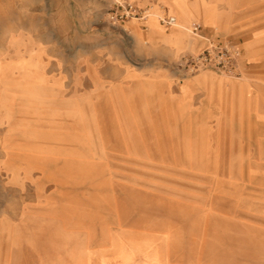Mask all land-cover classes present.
I'll return each mask as SVG.
<instances>
[{"label": "rangeland", "instance_id": "rangeland-1", "mask_svg": "<svg viewBox=\"0 0 264 264\" xmlns=\"http://www.w3.org/2000/svg\"><path fill=\"white\" fill-rule=\"evenodd\" d=\"M160 1L0 0V264H52L56 230L63 251L82 246L78 264L110 257L116 239L130 264H264V0H209L218 25L200 0L170 2L174 14ZM127 2L194 44L149 41L144 18L113 20ZM196 24L209 39L192 36ZM227 37L246 70H188L187 57ZM192 77L212 94L247 83L243 108L232 115L224 97L207 116L203 92L193 108L171 96ZM30 228L33 244L14 242Z\"/></svg>", "mask_w": 264, "mask_h": 264}, {"label": "crops", "instance_id": "crops-1", "mask_svg": "<svg viewBox=\"0 0 264 264\" xmlns=\"http://www.w3.org/2000/svg\"><path fill=\"white\" fill-rule=\"evenodd\" d=\"M134 1H139L140 3L146 2V0H134ZM172 1L176 2L177 0H161L159 4H162L166 7H168L169 12L174 14L172 6L170 4V2H172ZM189 5H190V7H188V9L184 12H185L186 16L189 17L190 21L188 23L190 24L194 21L196 16H195V11L192 8L191 4H189ZM199 5L202 9L203 18H204V22L206 25H218L220 22L224 23L226 21V20H224L223 15L220 14V12L217 10L216 4L214 3V1L210 2L209 0H200ZM135 6H137V5H135ZM177 6L180 7L178 3H177ZM235 8H237V7H235ZM230 14H231L230 17L233 16L234 20H237V22H242L241 19H243V17L241 16L242 14L240 12H235V13L231 12ZM159 18H160V16L156 11L149 12L148 15H146V17L144 18V22H145L144 24L148 28L147 29L148 32L146 33V37L149 41L154 40V39H159L162 42H164L166 45H168L172 48L180 47L183 43H186V40L189 43H191L192 45L194 44V42H193L194 38H188V37L186 38V30H184L182 32L181 31H173V30H171L170 32H167L164 29L163 25L161 26L159 24V21H160ZM202 30L199 33H192V36L198 40L209 39L210 37H207L205 34H203ZM218 39H220V38H218ZM221 39H224V38H221ZM225 39L230 40L239 49V51H240V64H241V67L244 70H246L247 67H249V63L244 62V49L240 46V43H241L240 40L235 41L229 37H227ZM206 46L204 48H206ZM213 77H214V79H216L215 82L217 83L218 82L217 76H213ZM228 82H229V80H228ZM237 82H238V85L235 86L234 90H231V87H229L227 85L226 88L224 89L223 93L222 92L219 93V89L216 88L214 93L212 94V93H208L209 80L194 79L193 77L187 78L184 80V82H182L179 85V90L177 92L178 94L175 96L174 95H171V96L174 98L176 97V98L180 99L182 102H185V99H188V103H190L189 108H193L194 106L191 107L192 106V104H191L192 100L195 99V96H197L198 94H201L203 92L204 99L200 100V106L198 107V109H199L198 112L201 114H206L207 116H208V114L221 113L222 109H224L226 107V104L224 106L221 100L224 99V97H227L228 104H229V106L227 108L229 109V111L231 112L232 115H235V113L239 111L238 109L243 108L242 107L243 103L240 102V100L242 99V96H245L248 93V87H247L248 84L245 82H239V81H237ZM226 91H228L229 93H226ZM243 91L244 92L247 91V93L245 95H243ZM168 93L172 94L173 91H171L169 89ZM215 99H217V100L214 101ZM23 236L27 242L33 244L32 228H30V230H28L27 234H25L24 232L21 233L20 231L18 232V229H16L14 242L20 241ZM53 238H54V242H56V244H58V242L60 243L61 252L58 254L57 257H55L51 260L52 264H66L67 263L65 261L66 256H70L73 259H75V262H73L72 264H78L77 262H81V263L83 262L84 263V259L86 258V255H85V253H83L81 251L82 246H80V244H75V246H73V248L70 251L69 250L63 251L62 250V249H64L63 246L65 247L66 243H67L66 238L59 236L57 233V230H56V232L54 231ZM112 245H114L111 248L112 255L110 257H108V256L101 254V256L99 258L100 260L98 261V263L99 264H110L111 263L110 260L115 258V259L119 260L118 261L119 264H130V261L132 259V253L129 250V248H127L126 245H124L123 243H121L117 239L115 240L114 244H112ZM154 258L157 261V263L161 262L163 260L162 255L159 252H156ZM93 259H95V258H93ZM93 263H95V261H93Z\"/></svg>", "mask_w": 264, "mask_h": 264}, {"label": "built area", "instance_id": "built-area-1", "mask_svg": "<svg viewBox=\"0 0 264 264\" xmlns=\"http://www.w3.org/2000/svg\"><path fill=\"white\" fill-rule=\"evenodd\" d=\"M146 10L138 8L134 4L116 3L114 9L109 13L113 20L128 18L143 19L146 17ZM162 21L168 25L176 23L174 16H165ZM201 25L196 24L192 32L199 33ZM186 65L191 73L204 69H216L229 74L239 75L241 73L240 51L228 39H216L211 41L201 52L187 57Z\"/></svg>", "mask_w": 264, "mask_h": 264}, {"label": "bare ground", "instance_id": "bare-ground-1", "mask_svg": "<svg viewBox=\"0 0 264 264\" xmlns=\"http://www.w3.org/2000/svg\"><path fill=\"white\" fill-rule=\"evenodd\" d=\"M182 32V31H181Z\"/></svg>", "mask_w": 264, "mask_h": 264}]
</instances>
